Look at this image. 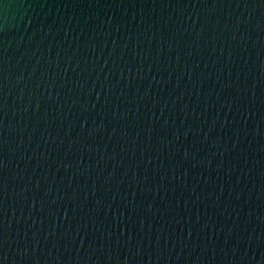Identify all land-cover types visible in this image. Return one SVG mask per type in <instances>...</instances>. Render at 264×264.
I'll use <instances>...</instances> for the list:
<instances>
[{
    "label": "water",
    "instance_id": "95a60500",
    "mask_svg": "<svg viewBox=\"0 0 264 264\" xmlns=\"http://www.w3.org/2000/svg\"><path fill=\"white\" fill-rule=\"evenodd\" d=\"M0 264H264V0H0Z\"/></svg>",
    "mask_w": 264,
    "mask_h": 264
}]
</instances>
